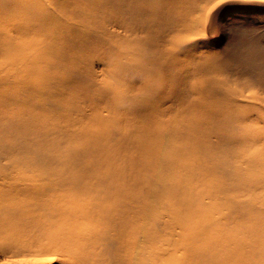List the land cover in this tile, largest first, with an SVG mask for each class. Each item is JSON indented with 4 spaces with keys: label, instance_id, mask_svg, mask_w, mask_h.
I'll use <instances>...</instances> for the list:
<instances>
[{
    "label": "bare ground",
    "instance_id": "6f19581e",
    "mask_svg": "<svg viewBox=\"0 0 264 264\" xmlns=\"http://www.w3.org/2000/svg\"><path fill=\"white\" fill-rule=\"evenodd\" d=\"M180 3L0 0V264L74 260L75 238L77 264H264L263 149L202 147L193 170L185 124L167 118L171 33L205 26ZM238 117L209 140L232 145ZM96 207L121 224L67 229Z\"/></svg>",
    "mask_w": 264,
    "mask_h": 264
},
{
    "label": "rangeland",
    "instance_id": "374dc122",
    "mask_svg": "<svg viewBox=\"0 0 264 264\" xmlns=\"http://www.w3.org/2000/svg\"><path fill=\"white\" fill-rule=\"evenodd\" d=\"M217 3L218 0H182L179 4L181 8L175 15L184 7L192 6L193 14H200L199 19L205 22V26L197 36L188 33L185 26L171 33L172 38L180 36L182 41L188 34L192 35V39L180 41L172 52V58L177 60L178 65L169 67L167 75L170 80L168 96L171 97L167 104L172 105V112L167 118L183 120L185 125L181 128L184 133L180 141L191 153L186 161L193 170H198L203 159L200 156L206 146L207 150L220 155L238 150L248 153L256 149H263L264 154L263 141L252 145L249 151L237 146L246 134L250 138V133L264 137V4L258 0H229L222 7L213 9ZM207 108L217 115L213 121L204 119L203 113ZM238 116L244 118L240 121L244 126L233 131L236 137L232 145L222 140L218 143L209 140H216V133H209H212V128L220 127L218 122L234 123ZM162 153L168 156L169 152ZM255 169L264 170V159ZM97 208L92 212L94 220L88 219L78 227L68 224L67 229H73L74 234L98 223L100 226L121 224L116 214L114 217L107 215L113 213L109 208ZM130 216L124 214L126 219ZM260 233L264 236V229ZM76 239L70 244L75 242L76 251H83V256L75 253L73 260L45 254L34 264H74V261L77 264L78 261H86V240Z\"/></svg>",
    "mask_w": 264,
    "mask_h": 264
},
{
    "label": "snow or ice",
    "instance_id": "6c2138e0",
    "mask_svg": "<svg viewBox=\"0 0 264 264\" xmlns=\"http://www.w3.org/2000/svg\"><path fill=\"white\" fill-rule=\"evenodd\" d=\"M227 2H229V0H218V3L213 5V9H218ZM241 2H251V0H241ZM258 2L264 4V0H258Z\"/></svg>",
    "mask_w": 264,
    "mask_h": 264
}]
</instances>
